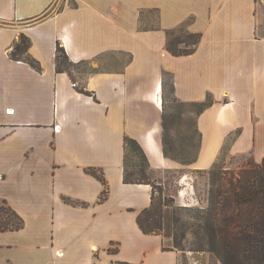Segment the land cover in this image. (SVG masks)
<instances>
[{"label": "crops", "instance_id": "0c3cea01", "mask_svg": "<svg viewBox=\"0 0 264 264\" xmlns=\"http://www.w3.org/2000/svg\"><path fill=\"white\" fill-rule=\"evenodd\" d=\"M182 30L201 36L177 55ZM21 33L42 69L12 57ZM59 43L81 63L71 74L57 70ZM171 96L211 101L191 163L164 151ZM127 136L182 182L225 150L262 162L264 0H0V204L24 219L0 231V264H181L139 224L156 192L125 182Z\"/></svg>", "mask_w": 264, "mask_h": 264}, {"label": "trees", "instance_id": "16d2710c", "mask_svg": "<svg viewBox=\"0 0 264 264\" xmlns=\"http://www.w3.org/2000/svg\"><path fill=\"white\" fill-rule=\"evenodd\" d=\"M170 32L172 38L168 48L177 55L193 52L201 36L199 33L183 30L178 34L174 31ZM31 42L28 35L21 33L19 40L14 44L11 55L14 59H23L40 70L42 69L40 62L30 52ZM56 64L58 71H68L71 74L72 67H77L81 63L77 64L71 61L65 48L59 43ZM81 90L91 94L85 88H81ZM210 104L211 101L207 100L196 105L200 107L201 111ZM125 145V182L153 184L145 179V169L151 168L142 145L136 139L128 136L125 138ZM131 151L140 160L141 172L138 174L141 177L135 178L134 173L129 172V153ZM164 151L166 156L171 157L166 140H164ZM219 164L220 161L217 160V200L214 194L211 193L210 196L211 205L217 201V210L216 207H213V211L204 217L201 225L204 233L210 239L212 250L223 264H264V159L259 163L251 161L242 166L239 171H224ZM91 170L97 174L95 169ZM99 177L105 184L102 195V199H104L108 192L106 180L103 176L99 175ZM156 187L153 184L154 191ZM8 208L10 209L8 215L0 211V231L19 229L24 226L23 217L11 206L8 205ZM168 220L170 218L167 217ZM138 221L145 232L164 233L162 229L165 216L161 210L159 211L155 207V202L151 208L144 210L139 215ZM165 248L168 247L165 246ZM114 264L132 263L121 261Z\"/></svg>", "mask_w": 264, "mask_h": 264}, {"label": "rangeland", "instance_id": "374dc122", "mask_svg": "<svg viewBox=\"0 0 264 264\" xmlns=\"http://www.w3.org/2000/svg\"><path fill=\"white\" fill-rule=\"evenodd\" d=\"M182 34V33H181ZM77 67H72L75 69ZM200 107L194 103L182 102L173 96L170 97L165 135L167 149L174 159L181 163L193 161L199 152L200 136L196 129V115ZM129 158V172L134 177H141L140 160L131 151ZM220 168L224 171H239L242 166L253 161L250 155H232L225 150L219 157ZM145 179L151 181L155 188V207L163 213L165 221L163 232L166 234V247H172L179 251L181 264H223L217 254L212 250L210 239L202 228L204 217L212 212L215 204H210L211 193L217 195V162L214 168L198 171L196 176H186L181 180L182 171L167 170L164 174L146 168ZM189 178V180H188ZM166 179L167 188L158 184L159 180ZM191 189L190 196L193 197L191 204L183 201L177 202L172 193L178 190ZM186 193V192H185ZM217 200V197H216ZM0 211L8 215V205L0 204ZM167 217L170 220L167 221Z\"/></svg>", "mask_w": 264, "mask_h": 264}, {"label": "built area", "instance_id": "2783aa9c", "mask_svg": "<svg viewBox=\"0 0 264 264\" xmlns=\"http://www.w3.org/2000/svg\"><path fill=\"white\" fill-rule=\"evenodd\" d=\"M57 130H59V125H57ZM186 190H188V191H185L186 193L181 191L183 201H185L186 204H191L193 200V197L190 196L191 189H189V187L187 186Z\"/></svg>", "mask_w": 264, "mask_h": 264}]
</instances>
